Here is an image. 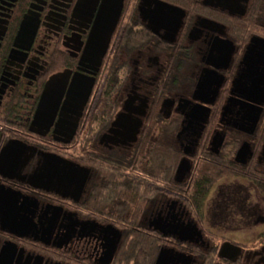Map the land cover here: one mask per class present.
Masks as SVG:
<instances>
[{"label":"flooded vegetation","instance_id":"1","mask_svg":"<svg viewBox=\"0 0 264 264\" xmlns=\"http://www.w3.org/2000/svg\"><path fill=\"white\" fill-rule=\"evenodd\" d=\"M251 4L0 0V151L25 148L0 166V264H155L161 251L163 264H264V83L251 92L264 10ZM110 28L71 138L53 131L61 104L30 130L46 82L65 75L62 103ZM7 208L29 228H2ZM225 242L237 254L220 257Z\"/></svg>","mask_w":264,"mask_h":264},{"label":"water","instance_id":"2","mask_svg":"<svg viewBox=\"0 0 264 264\" xmlns=\"http://www.w3.org/2000/svg\"><path fill=\"white\" fill-rule=\"evenodd\" d=\"M110 32H111V28L108 30V32H106L103 35L104 36L103 39L101 38L102 34L100 32H94L92 34L89 43L81 57L83 61H88L91 63L90 66L92 68V71L90 72V75H84L80 73H75L73 75L72 80L67 89L66 96L63 99L62 103L60 102L64 93V87L66 82L65 75L59 74L56 76H52V78H50L46 82L37 109L35 110V114L31 122L30 130L43 133V131H41L40 129L42 127L47 129V127L53 121V118L57 111L56 108L61 104L62 109L59 112V118L55 123V128L53 131L57 135L64 136L63 138L57 137V139H61L64 142H67L71 138L72 134L75 132L77 119L80 115V112L90 95L94 83V75L100 65L101 57L106 50ZM248 52L250 53V50ZM248 57H250V55ZM253 74L256 75L255 78H253V86L251 88V92L255 93V95L258 97L260 92L259 84L261 81L264 83V73L261 74L260 72L255 71ZM254 111L258 112L257 109H254ZM70 114L75 115V117L71 119ZM256 118H257V114L253 118V122L256 121ZM34 126H39V127L35 128ZM24 149H25L24 146L20 145L18 142L13 141L6 144L0 151V166L6 165L12 169L15 168V166L18 163V159L20 155L23 153ZM48 162L50 164H53L51 161ZM182 167H183V163L180 162L178 165V170L181 169ZM53 169H54V173L53 174L51 173V176L55 175L56 178L61 183L64 180L70 182L71 179L74 178V176L71 173L69 174V172L61 173L57 169V167L56 168L53 167ZM0 198H1L0 199L1 202H3V200H7L8 202H10L11 194H9L8 192L3 193L2 191H0ZM14 212H15V208L13 209L7 208V210L4 212V215L2 217V221H3L1 223L2 228H6L14 232L23 233L21 230H19V228L26 227L28 229L29 225L26 222L24 225L20 223L17 224L16 223L17 217L16 215H14ZM231 249L234 250L235 254H237L238 247L225 242L220 246L218 255L220 257H227L228 256L227 253L230 252ZM163 263H165L164 254L161 251L158 255L155 264H163Z\"/></svg>","mask_w":264,"mask_h":264},{"label":"trees","instance_id":"3","mask_svg":"<svg viewBox=\"0 0 264 264\" xmlns=\"http://www.w3.org/2000/svg\"><path fill=\"white\" fill-rule=\"evenodd\" d=\"M251 6H252V9L253 10H255V11L257 10L258 12H260L261 10H264V0H252ZM154 153H155V155L159 154V157L161 156V154H160L161 152L160 151H157V148L154 149ZM170 157H171V151H170ZM159 161H160V159H157V161H155V163H157ZM175 161H176V158L175 159H171L170 158V160L168 162L169 163L168 165H169V170L170 171L174 167ZM159 164H161V163H159ZM155 170H157L156 165H154V171ZM157 172H159V171H157Z\"/></svg>","mask_w":264,"mask_h":264}]
</instances>
